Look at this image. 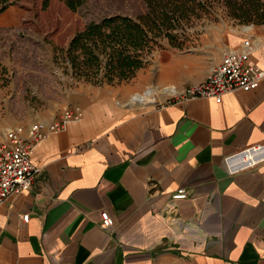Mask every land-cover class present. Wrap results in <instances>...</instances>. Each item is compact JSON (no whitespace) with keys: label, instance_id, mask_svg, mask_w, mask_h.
I'll return each mask as SVG.
<instances>
[{"label":"crops","instance_id":"obj_1","mask_svg":"<svg viewBox=\"0 0 264 264\" xmlns=\"http://www.w3.org/2000/svg\"><path fill=\"white\" fill-rule=\"evenodd\" d=\"M250 34L264 24L232 32L230 48ZM251 60L264 67L261 50ZM144 92L93 86L83 117L35 145V186L0 204V264H264V163L229 175L223 161L264 141V80L221 102L147 106ZM180 187L189 196L173 200Z\"/></svg>","mask_w":264,"mask_h":264},{"label":"rangeland","instance_id":"obj_2","mask_svg":"<svg viewBox=\"0 0 264 264\" xmlns=\"http://www.w3.org/2000/svg\"><path fill=\"white\" fill-rule=\"evenodd\" d=\"M190 4L179 27L164 29L172 41L162 37L147 55L145 68L130 80L102 85L74 73L67 54L71 39L105 17L146 15V0H87L76 11L63 0H51L48 6L44 0H19L9 6L0 16V134L37 120L54 121L64 108L79 106L82 92L93 86H130L132 93L147 89L149 93L138 94L143 101H152L147 106L162 103L174 96L168 84H194L207 76L230 48L232 32L258 25L237 18L253 10L224 1L205 8Z\"/></svg>","mask_w":264,"mask_h":264},{"label":"built area","instance_id":"obj_3","mask_svg":"<svg viewBox=\"0 0 264 264\" xmlns=\"http://www.w3.org/2000/svg\"><path fill=\"white\" fill-rule=\"evenodd\" d=\"M257 50L264 55V35H248L240 47L229 48L203 80L188 85L174 96L183 100L211 98L221 102L226 93L256 89L264 80V67L251 60ZM82 117L81 107H66L59 118L52 122L37 120L27 127L19 125L0 134V204L10 196L29 191L35 186L41 171V167L35 166L31 158L35 145L48 134L64 130L68 122ZM223 161L229 175L257 168L264 163V141L227 154ZM188 196V190L180 187L171 197L179 200ZM23 219L28 221L29 215H24ZM101 220V226L105 229H111L114 225L112 216L106 210L101 212Z\"/></svg>","mask_w":264,"mask_h":264},{"label":"trees","instance_id":"obj_4","mask_svg":"<svg viewBox=\"0 0 264 264\" xmlns=\"http://www.w3.org/2000/svg\"><path fill=\"white\" fill-rule=\"evenodd\" d=\"M19 0H0V16ZM51 0H44L48 6ZM76 11L87 0H63ZM215 1H224L234 8L253 10L248 15H236L243 23L264 24V0H146L148 13L138 19L114 15L88 24L70 41L67 54L78 76L95 84H113L132 79L148 64L146 59L162 37L172 34L164 29L181 25L191 4L205 8ZM197 2V3H196ZM173 43V42H172Z\"/></svg>","mask_w":264,"mask_h":264},{"label":"bare ground","instance_id":"obj_5","mask_svg":"<svg viewBox=\"0 0 264 264\" xmlns=\"http://www.w3.org/2000/svg\"><path fill=\"white\" fill-rule=\"evenodd\" d=\"M142 103H146V101H143Z\"/></svg>","mask_w":264,"mask_h":264}]
</instances>
